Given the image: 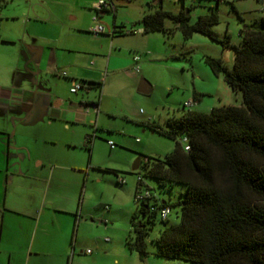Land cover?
Returning <instances> with one entry per match:
<instances>
[{"label":"crops","instance_id":"crops-1","mask_svg":"<svg viewBox=\"0 0 264 264\" xmlns=\"http://www.w3.org/2000/svg\"><path fill=\"white\" fill-rule=\"evenodd\" d=\"M3 1L0 10V264H69L72 259V264H81L76 247L94 262L100 255L93 257L92 251L86 254L89 249L82 250L89 245L84 243L85 235L90 234L91 245L98 249L97 240L101 235L95 229H100L105 238L110 222L105 211L87 210L94 209L87 203L94 191L95 169L86 161V154L90 152L86 139L88 127H92L101 110L100 97L95 100L89 95L92 89L101 86L95 83V77L110 67L119 34L114 33V24L104 34L90 36L88 30L93 18L88 12V20L84 22L85 15L79 13L85 12V6L93 8L98 0ZM16 1L19 5L15 6ZM107 1L109 7L98 13L99 16L107 11L116 13L112 0ZM185 1L190 3L182 0V5ZM47 5L68 8L66 18L75 21V25L65 24L61 9L55 11ZM23 6L27 7L26 14L8 10ZM77 8L79 12L74 11ZM79 16L81 22H77ZM7 22L11 23L8 27L4 24ZM139 55L132 57L130 68L128 65L113 68L110 73L125 71L130 77H136L139 62L145 63L142 57L134 60ZM75 82L85 86L71 93ZM141 82L151 90L144 80ZM146 121L150 118L141 122ZM133 187L134 184L132 191ZM132 194L134 197V191ZM98 206L110 211L104 202ZM102 248L105 252L112 249L109 245Z\"/></svg>","mask_w":264,"mask_h":264},{"label":"trees","instance_id":"trees-1","mask_svg":"<svg viewBox=\"0 0 264 264\" xmlns=\"http://www.w3.org/2000/svg\"><path fill=\"white\" fill-rule=\"evenodd\" d=\"M199 1L182 5L178 13L163 10V0L155 6L147 2L156 10L143 15L142 33L166 32L168 19L185 39L198 33L220 42L233 53L232 67L212 57L205 62L214 75L223 76L232 91L241 93L242 101L208 113L183 110L163 125L141 123L174 142L164 159H154L152 164L149 157L141 159L144 176L164 190L175 184L186 187L178 203L180 223L161 231L154 240V255L193 264H264V15L244 25L238 32L239 44L234 45L213 31L219 22L214 9L188 23L189 12ZM3 4L0 0V10ZM125 31L133 34L131 29ZM86 142L91 143L89 136ZM136 176L134 202L138 207L130 216L125 245L144 261L149 254L148 231L157 219L167 221L168 216L162 219L160 214L166 208L170 213L171 207L143 182V176ZM143 185L149 196L135 200Z\"/></svg>","mask_w":264,"mask_h":264},{"label":"rangeland","instance_id":"rangeland-1","mask_svg":"<svg viewBox=\"0 0 264 264\" xmlns=\"http://www.w3.org/2000/svg\"><path fill=\"white\" fill-rule=\"evenodd\" d=\"M14 4L19 5L17 1ZM112 4L117 8L116 13L107 11L99 16L90 6L83 7L85 12L79 13V15H85L84 22L88 20L86 16L88 12L92 18L97 17L106 31L111 30L114 24L117 31L119 28L124 29L122 34L117 35L116 51L110 67L103 69L95 77L97 81L95 83H100L101 86L92 89L89 95L95 100L100 97L101 110L97 118L93 120L92 127H88L91 143L87 142L90 152L86 154V161H89V165H93L95 169V183L92 185L94 187L93 193L91 192L92 199L87 203L88 207L94 209L87 210L105 211L106 219L110 222L108 223L110 230L105 234L108 238H105L110 242L106 243L104 234L99 232L100 229H95V233L101 235L96 236L100 241L97 240L98 249L91 245L92 240L88 233L85 235L84 243L87 242L89 245L82 250L89 249L93 252V257L99 253L98 259L96 258L93 262L89 259L90 256L80 254L78 247H76V254L81 264H193L154 255V240L160 236L161 231L180 223L178 203L186 187L175 184L171 190H164L155 180L144 176L146 168L143 166L137 171H132L136 159L141 161L144 157H149L152 164L154 159H164L174 148L172 140L166 139L140 123L150 118L149 122L163 125L167 119L180 116L183 110L208 113L212 108L239 105L242 101L241 93L232 91L225 83L223 76L214 75L205 62L206 57L221 59L230 69L233 53L224 48L220 42L198 33L185 39L168 19L164 24L166 32L141 34L140 21L143 15L154 12L156 8L150 6L145 0H112ZM189 4L185 1L186 7H189ZM47 6L54 8L55 11L57 8L61 9L64 23L75 25V21L66 18L68 8L57 5ZM181 6V2H174V0L162 2V9L172 13H178ZM210 9L216 10L219 17L218 24L212 27L219 39L224 40L228 37L231 44L238 45L239 30L264 15V0H201L191 8L188 23H194L198 16L207 14ZM8 10L10 13L11 11L27 13L26 6L9 7ZM74 11L79 12V9ZM79 18L77 22H81L82 18ZM4 24L8 27L11 23ZM16 26L19 25L16 24ZM130 27L136 28L139 33L133 35L127 33L125 30H130ZM0 33H2L1 27ZM90 36L100 35L90 33ZM94 47L99 49V45ZM136 54H140L138 59L139 57L145 59V63L139 62L140 70L135 72L136 77H130L125 71L110 73L113 68H123L127 65L130 68L132 57ZM141 80L150 86L149 93L139 92ZM108 141L113 143V149L108 146ZM137 173L143 176V182L154 190L155 195L171 207L167 221L161 222L157 219L149 229L146 238L149 254L144 261H141L136 253L129 251L125 245V239L130 231V216L138 207L132 194ZM118 178L125 179L126 185H118ZM132 184H134L133 191ZM103 202L110 206L109 212L108 209L100 206L96 208ZM98 215L99 213L95 216ZM108 245L112 249L105 252L102 247ZM72 262L73 259L69 260V264Z\"/></svg>","mask_w":264,"mask_h":264},{"label":"built area","instance_id":"built-area-1","mask_svg":"<svg viewBox=\"0 0 264 264\" xmlns=\"http://www.w3.org/2000/svg\"><path fill=\"white\" fill-rule=\"evenodd\" d=\"M128 1H131V0H128ZM148 1H153V0H148ZM190 1V4L194 1V0H189ZM109 7V4H108V1L107 0H98L97 3L93 6L94 10L95 11H101V10H106L107 8ZM92 27L91 29L89 30V32L93 35H101V34H104L105 33V28L104 26L98 22V19L97 17H93L92 19ZM133 34L139 32L137 30H131ZM138 57H134V60L137 61ZM65 75V74H63ZM83 86H85L84 84H80V83H73V86L71 87L70 89V92L71 93H75L78 89L82 88ZM95 111H97L98 107L95 105L93 106ZM183 142H186V139H183ZM108 145L110 146L111 149H113L114 145L112 142H108ZM188 146L185 147L186 150H188ZM139 180V178H137V181ZM119 185H123L125 183V179L123 178H118V182H117ZM149 196V191L145 188V185H143L139 191L136 193V196H135V200H141L143 199L144 197H148ZM107 209V208H106ZM169 215V209L166 208L164 210L161 211V218L162 219H165L167 216ZM105 240L107 241L108 239L105 238ZM91 251L90 250H87L86 251V254H90Z\"/></svg>","mask_w":264,"mask_h":264},{"label":"water","instance_id":"water-1","mask_svg":"<svg viewBox=\"0 0 264 264\" xmlns=\"http://www.w3.org/2000/svg\"><path fill=\"white\" fill-rule=\"evenodd\" d=\"M158 1L159 0H155L152 3L155 5V4L158 3ZM144 87H145L144 82H140L139 88H138L139 92L145 93V94L146 93H149L150 90L149 89H146ZM139 163H140V160L139 159H136L135 162H134V164H133V166H132V171H136L139 168Z\"/></svg>","mask_w":264,"mask_h":264},{"label":"clouds","instance_id":"clouds-1","mask_svg":"<svg viewBox=\"0 0 264 264\" xmlns=\"http://www.w3.org/2000/svg\"><path fill=\"white\" fill-rule=\"evenodd\" d=\"M153 1H155V0H153ZM153 1H151V2H153ZM95 11V10H94Z\"/></svg>","mask_w":264,"mask_h":264}]
</instances>
